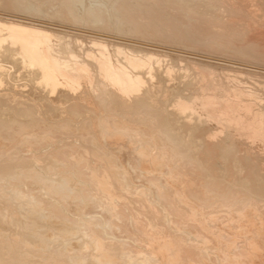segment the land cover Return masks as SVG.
Masks as SVG:
<instances>
[{
    "label": "bare ground",
    "instance_id": "1",
    "mask_svg": "<svg viewBox=\"0 0 264 264\" xmlns=\"http://www.w3.org/2000/svg\"><path fill=\"white\" fill-rule=\"evenodd\" d=\"M77 2L0 0V264H264V0Z\"/></svg>",
    "mask_w": 264,
    "mask_h": 264
},
{
    "label": "rangeland",
    "instance_id": "2",
    "mask_svg": "<svg viewBox=\"0 0 264 264\" xmlns=\"http://www.w3.org/2000/svg\"><path fill=\"white\" fill-rule=\"evenodd\" d=\"M27 1H29V2H33L34 3V5H36V4H40V6H33L32 8H31V10H29V11H26L25 13L26 14H38V15H40V16H44V17H48L49 19H51L52 17L54 18V19H51V20H59V21H61V22H69V15H68V13H64L65 11H62V12H56L57 10L59 11V9H60V2H61V0H40V1H38V0H27ZM71 1H73V0H71ZM80 1H82V2H80ZM78 0V2L76 3V7H77V11H78V9H79V11H81V9H84V8H86L87 7V5L89 4V3H91V4H89L88 6L89 7H91L92 8V6L97 2V1H102V0ZM93 2H95V3H93ZM84 4V5H83ZM93 4V5H92ZM97 4V3H96ZM199 4H201V3H198V5ZM80 6V7H79ZM201 6V5H200ZM199 6V7H200ZM94 8L96 7L95 5L93 6ZM99 7H101V5L99 6ZM198 7V8H199ZM202 7V6H201ZM200 7V8H201ZM102 9H103V5H102ZM78 11V12H79ZM55 12V13H54ZM60 17V19H58V17ZM148 15V14H147ZM150 15V14H149ZM148 15V16H149ZM165 16L167 17V15L165 14ZM57 17V18H56ZM63 17H65V18H63ZM83 16H80L79 18H76V19H73V20H75V21H71V22H73L74 24H76V25H81V23L82 24H84V22H83V18H82ZM150 17V16H149ZM149 17H147L148 19H149ZM68 18V19H67ZM146 17H144L143 19H145ZM145 19L146 21H147V23H148V19ZM151 19V20H150ZM149 19V23H148V25H150V26H148V25H145V27L146 26H148V27H146L145 29L146 30H151V28L150 27H152L153 29L155 28L154 26L156 25V27H157V25L160 23L161 25H163L162 26V28H164V30H165V28H166V26H164V22L162 21V19H164V17H162V19L160 18V19H157L156 17L154 18L153 17V15H152V18H150ZM156 19V20H155ZM156 21V23H158L157 21L159 20V23L158 24H156V23H152V21ZM165 20V19H164ZM166 21V20H165ZM162 22H163V24H162ZM153 24V26L151 25V24ZM159 24V27H161V25ZM159 27H157L158 29H159ZM155 30H157V29H155ZM147 31V32H148ZM167 32L166 33H170V32H168V29L166 30ZM165 32V31H164ZM154 33H156L157 34V31H151V34H150V31L148 32V36H151L152 34L154 35ZM155 36V35H154ZM154 36H151L153 39H155L154 38ZM157 38V37H156ZM186 40V39H185ZM184 40V42L182 43H180L178 40H176V41H178V43L176 42V41H173V42H175V43H173V45L174 44H177V45H179V44H184L185 43V45H193V44H191L192 43V41H189L188 39L185 41ZM156 41H157V39H156ZM194 43V42H193ZM198 47H199V45H198ZM200 48V47H199ZM124 150L122 149V148H116L115 150H113L111 153H110V155H112L113 157H115V155L116 154H121L122 152H123ZM121 152V153H120ZM115 153V154H114ZM124 154V156H126L125 157V159H127V155L128 154H125V153H123ZM40 161V160H39ZM129 170V169H128ZM130 171V170H129ZM131 172V171H130ZM79 174L77 173V175H75V176H78ZM71 177V179H73L72 177H75V176H73V175H70ZM118 176H120V175H118ZM70 179V180H71ZM69 180V179H68ZM69 180V181H70ZM75 180V179H74ZM65 182H67V183H69L68 181H65ZM74 182V181H73ZM70 183H72V180L70 181ZM74 184H76L75 182H74ZM59 188V187H58ZM60 188H62L61 189V192L62 191H64L63 190V188L64 187H60ZM91 188V187H90Z\"/></svg>",
    "mask_w": 264,
    "mask_h": 264
}]
</instances>
